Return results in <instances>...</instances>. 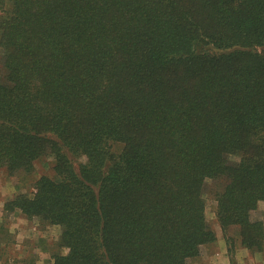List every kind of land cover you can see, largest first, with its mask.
Listing matches in <instances>:
<instances>
[{"label": "trees", "instance_id": "16d2710c", "mask_svg": "<svg viewBox=\"0 0 264 264\" xmlns=\"http://www.w3.org/2000/svg\"><path fill=\"white\" fill-rule=\"evenodd\" d=\"M0 50V172L53 159L3 212L60 228L45 264H189L208 181L264 252V0H0Z\"/></svg>", "mask_w": 264, "mask_h": 264}, {"label": "rangeland", "instance_id": "374dc122", "mask_svg": "<svg viewBox=\"0 0 264 264\" xmlns=\"http://www.w3.org/2000/svg\"><path fill=\"white\" fill-rule=\"evenodd\" d=\"M52 161L48 156L40 158L35 161L33 171L28 173L18 172L13 176H6L0 172V206L17 193L33 192L34 182L40 175L53 174ZM215 187L214 182L208 181L204 197L206 217L215 229L217 238L213 243L203 246L199 256L190 259L189 264H231L232 259L236 264H264L263 251L246 249L238 240L233 242L234 245L227 242L215 218ZM21 218L18 213L15 217L3 220L7 224L4 226L6 231L0 230V241L4 242L0 244V264H45L51 259V254L58 251L55 242L60 228L42 225L36 219ZM252 218L264 222V201L252 212Z\"/></svg>", "mask_w": 264, "mask_h": 264}, {"label": "crops", "instance_id": "0c3cea01", "mask_svg": "<svg viewBox=\"0 0 264 264\" xmlns=\"http://www.w3.org/2000/svg\"><path fill=\"white\" fill-rule=\"evenodd\" d=\"M21 214L20 212H18V211H16V212H13V213H11L10 215H8V216H4V212H3V204L0 206V220H1V222L5 219V218H8V219H10V217H15V215L16 214ZM21 217L22 218H25L26 219V217L24 216V215H22L21 214ZM21 218V219H22Z\"/></svg>", "mask_w": 264, "mask_h": 264}]
</instances>
